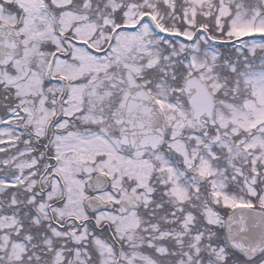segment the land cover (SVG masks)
<instances>
[{
  "label": "snow or ice",
  "instance_id": "snow-or-ice-1",
  "mask_svg": "<svg viewBox=\"0 0 264 264\" xmlns=\"http://www.w3.org/2000/svg\"><path fill=\"white\" fill-rule=\"evenodd\" d=\"M0 264H264V0H0Z\"/></svg>",
  "mask_w": 264,
  "mask_h": 264
}]
</instances>
